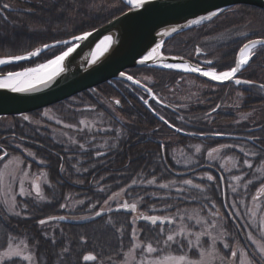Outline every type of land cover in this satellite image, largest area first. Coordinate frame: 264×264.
I'll return each mask as SVG.
<instances>
[{
  "label": "trees",
  "instance_id": "trees-1",
  "mask_svg": "<svg viewBox=\"0 0 264 264\" xmlns=\"http://www.w3.org/2000/svg\"><path fill=\"white\" fill-rule=\"evenodd\" d=\"M0 1H6L11 8H15L13 12L1 9L0 58L25 55L45 45L53 46L34 59L0 68V74L21 72L55 59L68 49L69 44L64 41L99 29L127 10L120 0ZM232 31L244 34V37L232 39ZM220 39H228V42L218 43ZM254 39H264V12L253 7H235L198 28L175 36L169 41L174 44V52L166 56L189 61L181 52L191 55L193 53L190 52L200 50L202 46L210 52L211 62L214 58L217 60L215 65L212 62L207 67L221 73L233 67V57L240 46ZM209 40L213 41V46L205 42ZM131 73L152 78L151 88L155 96L171 108L169 111L157 107L155 112L173 128L184 132L176 124L175 116L167 117L172 115L174 107H179L181 113L191 115L192 120L196 118L195 114L201 119L196 124L191 122L197 134H210L213 131L229 134L228 131L236 130V127L226 123L227 117L223 113H219L218 120L213 123L203 119L213 108H219L218 104H227L226 86H214L194 77L191 78L193 83L185 86L187 81H183V76L187 75L168 70L134 69ZM180 79L182 81H178ZM247 79L264 85V47L254 51L247 66ZM199 84L219 88L212 93L215 97L207 102V106L202 104L206 96H202L198 102L196 97L199 96H194L201 91ZM130 91L135 97L122 100L120 110L114 105L117 92L107 85L52 107L64 124L72 126H77L80 120L90 115L101 117L96 127L100 130L78 131L74 145L61 139L53 126H47L40 119L39 112L29 115V121L20 117L0 118V147L8 156L14 152L11 149L14 144L33 153L34 160L27 161L31 171H44L48 180V185L41 190L43 199H18L16 211L19 215H7L0 209V252L5 251L9 243L24 241L32 251L36 264H120L137 239L143 245L152 243L159 250L157 256L186 254L193 258L186 240L182 247L175 244L166 247L163 242L168 234L174 235L173 225L182 216L186 217L185 210L201 211L204 216L208 209L213 208L218 211L217 222L230 246L229 251L224 253L226 257L233 248L240 247L245 249L252 264H264L247 240L249 235H255L251 225L254 217L250 211L258 190L264 184V175H260L261 172L264 174V152L247 143L179 136L149 113L141 100L143 93L140 90L131 88ZM261 91L258 88L249 89L250 103L246 111L254 115L251 124L248 123L249 129H259L250 133L249 137L260 139L258 145L264 149V97ZM180 94L187 96L188 101L180 103ZM5 119H9V123ZM194 143L202 146L203 152L225 144L238 145L249 153V158L233 149L224 152L223 156L238 159V166L236 171L228 173L218 163L211 165L223 179V186L219 188L215 174L205 170L196 171L208 165L204 157L196 159L195 166L187 170L175 167V152L186 151L189 156ZM245 160L252 164L251 168L245 165ZM168 169L177 173L195 172L184 178H176ZM201 174L211 175L214 179L195 181L194 178ZM231 177L239 179L246 191L233 195L229 187ZM152 180L155 183L150 184ZM184 180H191L200 188L179 187ZM161 184L169 186L161 188ZM180 188V192L177 191ZM261 198L264 202V192ZM124 201L136 203L135 214L113 213L85 226L39 225L40 220L51 217H90L99 210L113 209ZM142 216L171 218L174 223L167 227L146 225L139 222ZM244 223L249 228L248 232ZM134 227L135 239L132 234ZM161 228L164 229L163 233L160 232ZM86 255H93L96 259L85 261L83 257ZM3 264L25 263L14 259Z\"/></svg>",
  "mask_w": 264,
  "mask_h": 264
},
{
  "label": "water",
  "instance_id": "water-1",
  "mask_svg": "<svg viewBox=\"0 0 264 264\" xmlns=\"http://www.w3.org/2000/svg\"><path fill=\"white\" fill-rule=\"evenodd\" d=\"M120 1L129 10L103 27L90 32L91 35L87 39L81 41L70 40L69 43L75 42L72 47L75 50L61 62L62 71H59L51 80L45 83H37L35 87L25 92L13 93L7 89H0V118H24L29 114L50 108L103 84L108 83L113 86V81L133 85L149 93V89L144 85L126 78L124 72L132 69L172 70L194 76L216 86L236 84L235 80L240 71L232 80H213L210 77L201 75L200 72L192 71V69L199 68L203 72L207 71V68L199 67L187 60L164 56L162 54L163 46L174 36L197 28L215 18L216 16L207 19L213 12L219 15L234 6L253 7L264 12V0H147L140 8L128 5L125 0ZM202 17L204 19H201ZM194 21H198V23H194ZM173 29L176 31H173ZM157 45L160 46L157 53L141 63L145 57L149 56L152 49L157 48ZM52 47L51 45L40 49L39 54ZM243 49L244 46L239 50L236 62L244 54ZM32 58L20 62L29 61ZM10 64L2 65L0 68ZM166 64L179 65L183 70L175 69V67H164ZM244 67L245 65L242 66V68ZM6 75L0 74V76ZM237 86L256 87L257 85L254 83H241ZM153 116L175 134L189 136L177 131L154 113ZM202 138L220 141H244L256 145L252 139L233 136L212 135ZM203 169L213 171L222 186V178L216 170L210 167H204L200 170ZM168 171L176 178H184L190 175V172L176 173L169 169ZM100 212H102L101 216L95 214L92 217L80 220L66 217H63V219H60V217H56V219L48 218L45 219V224L84 226L113 213L131 215L135 214L136 210H125L120 206ZM139 221L146 225H153L151 221H145L142 218ZM170 225L165 219L163 224L158 220L153 226L167 227Z\"/></svg>",
  "mask_w": 264,
  "mask_h": 264
},
{
  "label": "rangeland",
  "instance_id": "rangeland-1",
  "mask_svg": "<svg viewBox=\"0 0 264 264\" xmlns=\"http://www.w3.org/2000/svg\"><path fill=\"white\" fill-rule=\"evenodd\" d=\"M183 81L184 82L187 81L185 83V86L190 85V82L193 83L192 80H188V79ZM198 86L200 89L204 87L202 85L201 86L198 85ZM181 95L184 94H180V99H178L180 103L188 101V98H186L187 96L184 95L181 97ZM194 96L196 97V95ZM246 115L244 114L245 118L240 117L238 121L239 122L244 121L245 123L251 124V119H253L254 115L252 114L251 111L249 112V116L246 117ZM39 117L42 121L46 122L47 126L49 127L53 126V128L56 130V134L58 133L61 139H66L67 141L72 142L71 144L73 145L76 143V134L78 133V131L91 132V131L100 130V128H96V127L97 125L100 124L101 117H97L93 115H90L89 118H84L80 120L77 126L70 125L71 127L65 126L68 124H64L61 121V119L56 114V109L49 108L43 110L39 112ZM5 120L7 123H9V119L8 120L5 119ZM29 120L30 118H28L27 120L24 119V121H29ZM225 145H230V144H225ZM11 147H12L11 149L14 152L10 153L11 155L9 156L6 155L4 159L0 161V173H4V183L2 186H0V209H2V211H4V213H6L7 215H15L12 214L9 210V202L11 201V198L13 196H15V204H16L14 212L17 213L16 207H17L18 199H28L30 197H35L40 200L42 196L41 194L42 187L48 185L47 176L44 171H41L39 173H33L31 171V166L29 163H27V161L34 160V158L33 156H29L27 154L29 151L24 149L19 144H14ZM197 147L200 149L199 152L196 151ZM190 149L193 151L190 152L189 156L186 154V151L175 152L176 154L174 157V163H175V167L178 168L179 170H187L190 167H193L194 161H196V159L199 158L202 159L204 157L203 158L204 162L210 166L213 165L214 163H218L219 167L222 170L228 171V173H230L231 171H236L238 166V159L222 155L224 152L229 151L231 149H233L238 154L244 155L245 157L249 158V155L247 156L245 155V152L247 151L243 147H240L238 145L235 146L232 145V147L230 148H223L222 146L217 147L215 149H219V151L213 152L211 158L209 157L208 154L209 152H212V149L214 148L203 152V147L198 144L195 145L194 143L191 145ZM241 149H243V151ZM14 153H19V154L16 155ZM14 158H19V160H15ZM5 165H8L7 169L5 168ZM23 172H28V177L26 179L23 177ZM261 173L262 174L260 175H264L263 172ZM207 176H208L207 174L197 175L194 178V180L202 182L207 180ZM13 177H15V179H13ZM260 178H262V176H260ZM21 181H23L24 195L19 194ZM229 182H230L229 187L232 188L233 195L238 194V191L240 193L246 191L245 185L243 186L242 184H240L239 179L235 177H231L229 179ZM218 183H219V188H221L222 186L219 180ZM33 185L39 186L40 189L39 194H37L36 188ZM179 187H182L184 189H189L192 186L183 183L179 185ZM262 193L263 192H261L259 189L254 199L255 203L252 205L250 211L251 215L254 217L253 218L254 220L251 222V225L255 232V235H252V237L254 240L257 241V243L254 244L253 240L249 239V236L247 237V240L250 246L252 247L253 252H255V254L258 256L260 261L264 262V258L260 257V253L258 250L259 245H264V243L261 242L264 241V236L261 235V225L264 224V207H263L264 202H263V198H261ZM122 203L123 202H121V204L117 206H122ZM127 203L131 204L129 202ZM185 211L187 212L185 219L183 221L180 220L173 225L175 228L174 235L175 232L179 231L180 228L183 226L188 228L189 231L203 232L207 230L213 236L217 237V244H216L217 254L210 259V264H252L244 248H240V247L233 248L229 252L227 257L226 254H224L229 251L230 246L227 249L223 247V244L227 242H226V235L217 222L216 214L218 213V211H215L213 208H210L207 210V213L204 216L201 211H196V210H193L191 212H188L189 210H185ZM189 216H192L193 219L192 220L187 219V217ZM197 219L200 221V224L198 226L196 224ZM243 221L244 220H242V222ZM245 223L243 225L246 228V231L248 232L249 228L248 226L247 227L245 226ZM189 239H192L195 244V236H191L189 237ZM206 239L207 237H202V240H206ZM11 244L14 249L20 248L23 251L24 255L34 256L32 251L28 248L27 244L24 241H16V242H12ZM137 245H139V247H137ZM146 247L147 245L140 244V242L137 239H135L132 249L124 255L123 260L120 264H141V261H143L144 264H149L151 260L159 259L163 257V256H157V253L148 254L146 253V251L142 253L141 249L146 250ZM205 250L208 251L210 249L206 247ZM5 251H8V248ZM232 251L237 252L236 258L231 257ZM129 253H131V255H129ZM189 253H192L193 255V258L189 257L190 259H199L198 250L195 248V246ZM14 259L22 261L21 259L16 257H13L11 259L4 258L3 260H0V264H3L6 261H10ZM22 262H24L25 264H36L35 258H34V262L33 261H22Z\"/></svg>",
  "mask_w": 264,
  "mask_h": 264
},
{
  "label": "snow or ice",
  "instance_id": "snow-or-ice-1",
  "mask_svg": "<svg viewBox=\"0 0 264 264\" xmlns=\"http://www.w3.org/2000/svg\"><path fill=\"white\" fill-rule=\"evenodd\" d=\"M147 0H127L128 5L133 6L135 8H140L142 7ZM9 5L5 4L4 8H8ZM218 13H211L207 19H211L215 16H217ZM201 19H204L203 17ZM194 23H198V21H194ZM173 31H176L173 29ZM91 33H85L82 36H75L74 39L77 41L85 40L90 36ZM110 39V38H106ZM63 43H68L67 41H64ZM264 47V40H251L249 43H246L244 45L243 51L247 53V56L241 55L239 60L236 62L235 67H232L229 71H224L221 72L220 74H217L215 71H203L199 68L192 69V71L200 72L201 75L210 77L213 80H218V81H228L232 80L234 77H236V74L241 70L243 65H246L251 58V55L254 54V50L257 47ZM45 47H48L45 45ZM160 46L157 45V48L152 49V52L149 53V56L145 57L144 60L141 61V63H144L145 60H148L149 57L155 55L157 53V49ZM75 49L72 47H68L67 51H64L61 55L57 56L55 59L50 60L48 64L41 65L40 68H29L26 69L23 72H8L6 76H0V89H7L13 93H19V92H25L28 91L30 88L35 87L37 83H45L46 81L51 80L54 76L58 74L59 71H62L61 68V62L65 60L66 57H68ZM39 49H36L34 51L27 52L25 55H16V56H8V57H2L0 58V66L5 65V64H10V63H16L20 62L26 59H30L32 57H35L39 54ZM207 63H212L211 61H207ZM164 67L167 68H173V67H180L179 65H172V64H166ZM46 68H51L52 70L45 73L44 75H39L41 69H46ZM128 80H133L132 76H127L126 77ZM138 83V82H137ZM235 83L237 85L244 83V84H250L252 83L251 81H241L240 79H236ZM260 87L264 88V85H260ZM119 101H116V104H119ZM145 103L147 101L145 100ZM25 120L28 119L27 116L24 117ZM163 119V117H161ZM59 122V121H58ZM83 123V122H82ZM167 123V121H165ZM66 127H71L70 125H65ZM179 131V129H177ZM223 148H230L232 145H223ZM81 148H83V145H81ZM243 151V149H241ZM197 152L200 151V149L197 147L196 149ZM219 149H212V152H209V157H212L213 152H218ZM29 156H33L34 154L31 152L27 153ZM253 156L256 155V153H251ZM7 155V153H4L3 155H0V160H3L4 157ZM245 155H249L248 152H245ZM15 160H19V158H14ZM41 163H43L41 161ZM245 165L249 168L252 167V164L248 161H244ZM8 165H5V168L7 169ZM23 177L26 179L28 177V172H23ZM15 179V177H13ZM214 178L211 175L207 176V180L212 181ZM4 183V173H0V186H2ZM150 184L155 183V180L149 181ZM174 183V181H173ZM184 184L195 187V188H200V185L196 184L194 185L191 180H184ZM249 183L251 184L252 181L250 180ZM133 184H135V181H133ZM36 188L37 194H39V186L38 185H33ZM169 185L167 184H161L159 187L161 188H168ZM181 189H178V191ZM261 192H264V184H262L260 188ZM20 195H24V187H23V181L20 182ZM43 199V197H41ZM255 199V198H254ZM15 196L11 198V201L9 202V210L12 214L19 215V213H15ZM123 209H131L132 211L136 210V203L128 204L125 202L122 206ZM119 210V209H118ZM102 212H96V216H101ZM145 221H151L153 225L157 223L159 220L161 224L165 222L166 218L163 217H157V216H142L141 217ZM49 219H56V217H51ZM60 219H63V217H60ZM182 221L185 219V217L180 218ZM187 219L192 220L193 217L189 216ZM135 221V218L133 219V223ZM167 222L169 224L174 223V221L171 218H167ZM45 220H40L39 224L43 225L45 224ZM111 223V221H109ZM197 226L200 224V221L197 219L196 221ZM214 227V225H213ZM160 232L163 233L164 229L161 228ZM135 233L136 229L135 227L132 229V234H133V239H135ZM261 235L264 236V224L261 225ZM195 236V244L192 239H189V237ZM176 237H181L182 239H176ZM202 237H207L206 240H202ZM249 239L253 240V243L256 244L257 241L253 239L251 235H249ZM187 241V248L189 251L195 248L198 250V255L199 259H190L188 255L182 254L178 256H173L171 254L163 256L159 259H154L149 262V264H210V259L216 255V244H217V237L213 236L209 231L205 230L203 232L200 231H189L188 228L186 227H181L179 231L175 232V235L173 234H168L166 240L163 242L166 247H170L172 244L177 245L178 247H182L184 245V241ZM55 241H53L54 243ZM139 247V245H137ZM208 247L210 250L206 251L205 248ZM223 247L227 249L229 245L227 243L223 244ZM258 250L260 253V257L264 258V245H259ZM64 251H67L65 249ZM146 251L148 254H155L159 250L153 246L152 243H148L146 250L141 249V252L143 253ZM131 255V253H129ZM13 257L19 258L22 261H33L34 262V256L30 255H24L23 251L20 248H13L12 244L9 243L8 245V251L5 252H0V260H3L4 258L11 259ZM231 257L236 258L237 257V252L232 251L231 252ZM85 261H90L96 259L95 256L93 255H86L83 257ZM141 264H144L143 261H141ZM258 264V262H257Z\"/></svg>",
  "mask_w": 264,
  "mask_h": 264
},
{
  "label": "flooded vegetation",
  "instance_id": "flooded-vegetation-1",
  "mask_svg": "<svg viewBox=\"0 0 264 264\" xmlns=\"http://www.w3.org/2000/svg\"><path fill=\"white\" fill-rule=\"evenodd\" d=\"M7 4L9 5V3H7L6 1H0V13H1V9H4L6 11H10V12H13L15 11L14 7L9 5L8 8H4V5ZM232 39H241L244 37V34H239V33H235V31H232ZM174 38V37H173ZM172 38V39H173ZM171 40V39H170ZM169 40V41H170ZM213 40V39H212ZM212 40H209V41H205V42H208L207 45L209 46H213V41ZM228 40V39H227ZM227 40L225 39H220L218 43H223V42H228ZM167 41L165 44H164V47H163V50H162V53L166 56L168 55L169 53H172L171 51L172 50V47H173V43L172 42H169ZM218 41V40H217ZM245 44V43H244ZM242 44L240 46V48L244 45ZM201 46V45H200ZM204 47L201 46V49L200 50H194L193 52H190V53H193V54H185L184 52H181L183 53L184 57L188 58L189 61L192 63V64H195L197 66H200V67H206L207 64H211V63H207V61H211L209 59V53L206 49L204 50L203 49ZM240 50V49H239ZM239 50L235 53L234 57H233V67H235V64H236V59H237V54L239 52ZM174 52V51H173ZM216 59L214 58V60H212L213 64L212 65H215L216 64ZM249 64V63H248ZM248 64L242 68L238 74V76L236 77V79H240L241 81H244V80H247V66ZM132 70H128L127 72L125 71V75H130V76H134V74L131 73ZM145 86H148L150 89L152 84H153V80L150 76H146V75H142V74H138L136 76ZM184 79H188V80H192L191 78H193L192 76H183ZM195 79V78H194ZM178 81H182V79L178 80ZM115 85L121 90L122 92V95H123V98H125L124 100H126L127 97L129 96H133L135 97L132 92L130 91L129 89V86H127L125 83L121 82V81H116L114 82ZM201 86V84H199ZM219 88L217 87H211V88H208L207 86H204L201 91H199L198 93H195L196 96H199L198 98H196L197 102L201 100V97L202 96H206L204 99H203V105H206L207 106V102L209 101H212L214 99L215 96L212 95V93L216 92ZM249 87H246V86H237L236 84L234 83H230L226 86V105L220 103L218 104L217 106L219 108H213L211 111H209L205 116H204V121H208L209 123L210 122H215L216 120H218L219 116L218 114L219 113H223L225 115V117H227V122L229 125L233 126V127H236V130H231V131H228L229 135L230 136H234V137H238V138H251L254 140V142L256 144H258L259 140L258 138H254V137H249V125L248 123H245L244 121L242 122H239V118L240 117H244V114L247 116H249V113L246 111L247 110V106L248 104L250 103V99H249ZM264 91L262 90L261 93L264 97ZM134 100V99H133ZM194 100V101H196ZM115 101H119L118 99L114 100ZM119 110L123 107V104L122 102H120L119 104H114ZM197 105H201V104H197ZM175 109L173 110L172 115L171 116H168V118L170 117H176V124L183 128L184 129V133H186L187 135H190L189 137H185L187 139H192V138H195L193 137V135H197V133H195V130L193 128V125L191 124V122H194L195 124L197 122H201V119H199V117H197V115L195 114L194 117H196L194 120H192L190 117L191 115H188V114H185V113H181V108L179 107H174ZM171 111V110H169ZM200 115V114H198ZM190 116V117H189ZM193 117V118H194ZM202 119V120H203ZM246 124V125H245ZM198 129V128H197ZM215 131H213L212 133H214ZM206 134V133H205ZM201 135V134H199ZM197 140H199L198 138H196ZM197 145V144H196ZM162 153H163V150H162ZM195 166V164H194Z\"/></svg>",
  "mask_w": 264,
  "mask_h": 264
},
{
  "label": "bare ground",
  "instance_id": "bare-ground-1",
  "mask_svg": "<svg viewBox=\"0 0 264 264\" xmlns=\"http://www.w3.org/2000/svg\"><path fill=\"white\" fill-rule=\"evenodd\" d=\"M126 2H127V0H125ZM125 5V4H124ZM127 7V6H126ZM235 7H244V6H234V7H232V8H235ZM231 9V8H230ZM129 10V8L127 7V10L125 11V12H127ZM124 12V13H125ZM123 13V14H124ZM221 14V13H220ZM219 14V15H220ZM121 16V15H120ZM218 16V15H217ZM199 49H201V47L199 48ZM243 55H245V56H247V53L246 52H244V54ZM175 69H179V70H183V68L182 67H175ZM51 70V68H46V69H41V71H40V73H39V75H44L45 73H47V72H49ZM134 70V69H133ZM128 71V70H127ZM126 71V72H127ZM125 73V72H124ZM126 76H130V75H127L126 74ZM133 77V80H135L136 82H138L139 84H141V85H144L136 76H132ZM114 82H116V81H113L112 82V84H113V86L112 85H110V84H108V83H106V84H103V85H101V86H98V87H102V86H104V85H107V86H109V87H111L112 89H114L116 92H117V94H118V98H115V99H118V100H120V102H122V100H124V98H123V95H122V92H121V90L115 85V83ZM252 83H254V82H252ZM254 84H256L257 86L256 87H249V88H258V89H261V90H263V88L262 87H260V85L259 84H257V83H254ZM127 86H129V89H131V88H136L135 86H133V85H127ZM145 86V85H144ZM98 87H96V88H94V89H91V90H89V91H92V90H95V89H97ZM146 88H148L149 89V93L147 92V91H144V90H141V89H138V88H136V89H138V90H140L142 93H143V96L141 97V100L144 102V104L148 107V109H149V113L153 116V113L155 114V115H157L158 117H160L156 112H155V110H157V107L159 108V109H164V108H166V109H168V107H167V105H165L163 102H161V101H159L158 100V98L155 96V94H154V92L152 91V89H150L148 86H145ZM246 87H248V86H246ZM89 91H86V92H89ZM86 92H84V93H86ZM79 95H81V94H79ZM76 96H78V95H76ZM75 96V97H76ZM74 97H72V98H70V99H68V100H71V99H73ZM68 100H66V101H68ZM145 100L147 101V103H145ZM65 102V101H64ZM61 103H63V102H61ZM61 103H58V104H56V105H59V104H61ZM114 104H116V101L114 102ZM122 104H123V102H122ZM56 105H54V106H56ZM54 106H52V107H54ZM52 107H50V108H52ZM36 113V112H35ZM32 114H34V113H32ZM29 115H31V114H29ZM252 130V132H255V131H258L259 129H256V128H254V129H251ZM251 133V132H250ZM212 135H222V136H230L229 134H217V133H210V134H201V135H199V134H197V135H193V137H195V138H198V139H200V140H207V139H211V138H202V137H208V136H212ZM234 137V136H233ZM244 138V137H243ZM235 142H238V143H245L244 141H235ZM263 151H264V149H263ZM100 211H107V210H99V212ZM96 214V213H95ZM94 214V215H95ZM94 215H92V216H94ZM92 216H90V217H92ZM86 218H89V217H86ZM81 219H85V218H81ZM101 219V218H100ZM75 220H80V219H75ZM52 224V223H51ZM45 225H48V224H45ZM88 225V224H87ZM85 226V225H84Z\"/></svg>",
  "mask_w": 264,
  "mask_h": 264
}]
</instances>
